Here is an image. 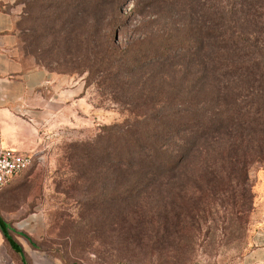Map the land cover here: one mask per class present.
Instances as JSON below:
<instances>
[{
  "label": "rangeland",
  "instance_id": "1",
  "mask_svg": "<svg viewBox=\"0 0 264 264\" xmlns=\"http://www.w3.org/2000/svg\"><path fill=\"white\" fill-rule=\"evenodd\" d=\"M94 1L12 0L5 6L25 67L38 65L60 75L75 93L65 98L61 117L47 131L52 152L48 167L43 166L44 225L40 260L34 264H243L249 251L264 246V156L256 158L253 152L257 131L241 130L237 138H232L234 131H223L206 139L174 172L125 203L121 187L129 175L116 165L96 166L93 149L96 139L99 148L106 147L103 127L132 121L140 111L156 108L169 86L185 91L201 75L193 86L197 97H216L220 105L239 97L248 85L256 87L248 78H237L243 57L236 54L238 44L264 40V14L258 16L256 8H264V0H141L138 7L135 0H117L113 6L105 4L106 10L97 9ZM187 29L188 46H203L199 63L186 58H173V64L164 67L143 62L156 55L165 38L172 53L178 45L174 38L180 39ZM106 50L112 52L109 64H97ZM256 94L264 96V86ZM233 139L249 162L243 184L238 185L236 172L228 175L224 164L217 166L219 180L229 187L215 190L208 204L211 192L203 161L228 150ZM258 142L264 153V137ZM77 147L87 152L86 176L96 178V187H104L97 190L98 206L84 203L79 182L68 170L67 158L73 162ZM110 178L116 187L114 203L105 193ZM239 191L245 194L242 205ZM194 206L199 207L190 209L195 215L190 219L183 207Z\"/></svg>",
  "mask_w": 264,
  "mask_h": 264
},
{
  "label": "trees",
  "instance_id": "2",
  "mask_svg": "<svg viewBox=\"0 0 264 264\" xmlns=\"http://www.w3.org/2000/svg\"><path fill=\"white\" fill-rule=\"evenodd\" d=\"M116 1L95 0L94 3L97 9L104 8L106 10L105 4L113 6ZM148 1H145L146 4L143 5L148 6ZM139 4H141V0L134 1L135 7H138ZM258 7L260 8L258 16H263L262 14L264 13L261 11L264 12V8L260 6L256 8ZM103 17L105 18V16ZM186 28L188 26L178 31L183 32ZM190 37L191 34H188L187 29L183 35H180V39L174 38L178 45L174 46L172 53H168L167 50L170 47L165 46L166 42L164 41L167 38L162 39L158 44L156 55L144 59L143 62L156 61L157 66L164 67L173 64V58L177 60L186 58L188 61L197 60L199 63L203 53V46L201 43L188 46ZM150 38L156 40V37H148L147 39ZM195 38H198V36ZM254 40L258 42L254 44L240 43L237 45L239 52L236 55L243 57L239 68L236 67L237 78H248V81L250 80L254 85L257 84L253 88V85L243 88L244 95L243 92H240L239 97L225 101L222 105L218 103V98L216 97L209 101L202 100L197 97L198 94L194 92L193 88L202 79L201 75H199L193 78L185 91L182 89L179 92L178 89L182 87L169 88V86L168 91L160 96L161 99H159L156 108L151 111H140L132 121L102 128L106 147L103 149L99 148V140L96 139L93 159L96 160V166L98 164L116 165L118 169L122 167L121 171L127 172L125 174L129 175L128 182L121 187L122 201L124 203L134 194L141 192L143 188L155 185L158 178L174 172L181 162L193 156L202 147V143L206 139L219 136L223 131H230V133L234 131L235 134L232 138L239 137V131L244 129L257 131L258 140L253 152L256 158L264 156V153H261L259 149L261 143L258 142L264 137V135H259L260 132L264 131V96L261 97L256 94L264 86V40L262 38H254ZM184 44L187 45L186 48L181 47ZM144 50H147V48ZM216 55L221 58L220 53ZM111 56L112 52L107 54L106 50L96 60V63L109 64ZM221 67H225V64H220L219 68ZM135 104L138 103L135 102ZM145 105V102H143L139 106H142L143 110ZM228 144V150L223 148L217 152L218 155L216 153L215 157L211 158L212 161H203L208 175L205 183L207 184V190L210 189L209 191L211 192H208L211 196L207 199L208 204L212 203L211 199L215 190H221V186L229 187L225 182L219 180V176L216 174L217 166L224 164L223 166L226 167L228 175L231 172H236L238 177H235V179L238 185L241 186L243 184L246 164L248 165L249 163L245 160L246 152L239 150L234 139ZM209 150L211 149L209 148ZM77 152L78 154L73 162H70V159L67 158L69 163L68 170L74 175V181L79 182L77 186L80 187L78 192L79 196L85 197L84 200L86 202L84 203L98 206L100 205V200H98L97 195L100 193L97 190H104V187H96V178L86 176L87 171H89L87 169L89 165L86 150L77 147ZM216 157L218 160H216ZM94 170L95 167L93 168ZM108 184L110 188L105 189L107 190L105 193L110 195L108 200L110 199V202L114 203L116 198L113 192H115L116 187H112L111 178ZM237 194V201L240 200L242 205V200L245 196L244 191H239ZM199 199L197 198L196 200ZM198 202L200 201H196V203ZM77 203H80L79 200H76ZM241 205L240 207H242ZM198 207H183V210L189 215L190 219H193L195 215L192 214L191 210L197 211ZM0 231L10 247L15 251H19L18 245L8 235L7 227L1 217Z\"/></svg>",
  "mask_w": 264,
  "mask_h": 264
},
{
  "label": "crops",
  "instance_id": "3",
  "mask_svg": "<svg viewBox=\"0 0 264 264\" xmlns=\"http://www.w3.org/2000/svg\"><path fill=\"white\" fill-rule=\"evenodd\" d=\"M0 0V147L31 156V164L0 189V217L18 245L10 247L0 231V264H34L43 232V166L51 156L53 122L62 115L73 86L42 66L25 67L17 51L13 20ZM243 264H264V246ZM42 260V259H41ZM43 264V261H41Z\"/></svg>",
  "mask_w": 264,
  "mask_h": 264
},
{
  "label": "built area",
  "instance_id": "4",
  "mask_svg": "<svg viewBox=\"0 0 264 264\" xmlns=\"http://www.w3.org/2000/svg\"><path fill=\"white\" fill-rule=\"evenodd\" d=\"M31 161L30 155L0 147V189L24 172Z\"/></svg>",
  "mask_w": 264,
  "mask_h": 264
}]
</instances>
